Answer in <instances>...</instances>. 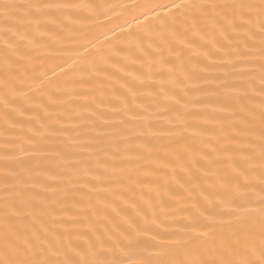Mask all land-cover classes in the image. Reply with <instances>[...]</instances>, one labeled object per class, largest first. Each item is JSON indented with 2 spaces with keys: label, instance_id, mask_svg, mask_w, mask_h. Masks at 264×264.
<instances>
[{
  "label": "snow or ice",
  "instance_id": "obj_1",
  "mask_svg": "<svg viewBox=\"0 0 264 264\" xmlns=\"http://www.w3.org/2000/svg\"><path fill=\"white\" fill-rule=\"evenodd\" d=\"M0 264H264V0H0Z\"/></svg>",
  "mask_w": 264,
  "mask_h": 264
},
{
  "label": "bare ground",
  "instance_id": "obj_2",
  "mask_svg": "<svg viewBox=\"0 0 264 264\" xmlns=\"http://www.w3.org/2000/svg\"><path fill=\"white\" fill-rule=\"evenodd\" d=\"M97 3L109 4V5H121V4H131L136 2H144V0H96ZM110 19L104 17L103 15L99 16L94 21H76L69 24V33L75 34L73 30L87 31L90 32L94 37H98V39H94L92 44H89L87 48L81 46L80 44L68 45L73 48V51L70 55L74 58V60L78 63H83L92 58L94 53L100 49L109 46V39L115 40V37L111 32L108 31L109 28L115 27L116 24L123 25L125 19L130 18L129 11L124 8H116L114 12L109 13ZM103 33H107L106 38ZM43 39L47 40V37ZM60 59L58 57H45L42 61L38 62L37 69L35 75L39 76L41 73L47 71L48 76L52 77V73L50 71L51 68L55 67L56 63H60ZM69 63H72L70 61ZM67 67V66H65ZM56 72L59 73L60 69L57 68ZM95 95L100 96V92L96 91ZM105 104L115 103V101L111 100L107 94V89H105L104 95L101 97ZM75 103L83 105L84 101H76ZM71 132V129H69ZM62 139V138H61ZM50 146H55L56 141H50ZM85 155V154H81ZM26 162L29 158H25ZM90 180V178H87Z\"/></svg>",
  "mask_w": 264,
  "mask_h": 264
}]
</instances>
